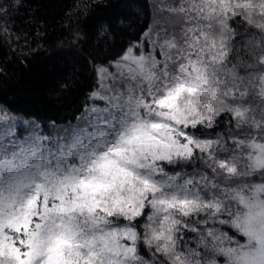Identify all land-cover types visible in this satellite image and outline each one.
<instances>
[{
	"label": "rangeland",
	"instance_id": "374dc122",
	"mask_svg": "<svg viewBox=\"0 0 264 264\" xmlns=\"http://www.w3.org/2000/svg\"><path fill=\"white\" fill-rule=\"evenodd\" d=\"M174 1H151L148 54L97 68V90L75 125L51 129L0 109V264H140L135 234L113 226L110 218L137 216L146 203L152 211L150 241L172 264H200L199 247L218 251L227 264H264V187L230 193L237 209L229 223L244 234L243 244L205 231L201 246L180 249V235L164 245V235L155 232L166 223L176 234V213L207 207L214 216L223 205L215 195L205 198L199 184L157 175L160 162L207 148L184 129L207 118L194 105L222 101L205 96L222 40L201 29H213L227 9L264 16L263 3L235 0L243 4L235 7L232 0H198L200 21L185 25L184 12L171 7ZM225 82L219 79L217 87ZM261 82L264 90V75ZM251 147L249 168L263 167L264 141Z\"/></svg>",
	"mask_w": 264,
	"mask_h": 264
},
{
	"label": "trees",
	"instance_id": "16d2710c",
	"mask_svg": "<svg viewBox=\"0 0 264 264\" xmlns=\"http://www.w3.org/2000/svg\"><path fill=\"white\" fill-rule=\"evenodd\" d=\"M151 1L0 0V109L43 127L75 125L97 90V68L108 69L130 56L149 53ZM244 1L256 7L264 4V0ZM198 5V0H175L171 7L184 12L186 25L189 19L200 21ZM225 11L229 14L213 22V29L211 24L201 29L206 36L219 33L222 40V57L211 64L212 87L205 90L206 97L215 94L222 101L199 102L205 108L194 105L205 109L207 118L184 129L190 139L206 143L207 148L195 147L185 158L158 164L159 177L178 176L194 187L199 184L205 198L215 195L223 202L214 216L207 207L201 213H176V234L166 223L156 226L155 232L164 235V245L180 235V249L201 246L205 231L243 244L244 234L229 223L237 209L231 194L264 187V166L251 169L248 158L251 145L264 141V16L248 14L243 7ZM224 77L225 85L217 87ZM238 108L243 114L236 113ZM151 212L146 203L137 216L124 219L115 215L110 222L135 234L136 263L172 264L168 254L150 241ZM198 249L200 264H209V260L227 264L224 256L215 255L218 251H212L213 255Z\"/></svg>",
	"mask_w": 264,
	"mask_h": 264
},
{
	"label": "bare ground",
	"instance_id": "6f19581e",
	"mask_svg": "<svg viewBox=\"0 0 264 264\" xmlns=\"http://www.w3.org/2000/svg\"><path fill=\"white\" fill-rule=\"evenodd\" d=\"M259 2V1H258ZM215 69V68H214ZM220 76V75H219ZM230 76V75H229ZM225 78V77H224ZM233 88V87H232ZM236 94V93H235ZM239 95H241V94H239ZM238 96V95H237ZM236 96V97H237ZM248 96V95H247ZM238 99V98H237ZM246 100V99H245ZM92 101V100H91ZM242 102H243V100H242ZM224 103V102H223ZM227 103V102H226ZM247 103V102H246ZM251 104V103H250ZM227 105V104H226ZM225 105V106H226ZM252 105V104H251ZM223 106V105H222ZM228 106V105H227ZM242 106V105H241ZM90 107V106H89ZM229 107V106H228ZM232 107V106H231ZM221 108V107H220ZM229 109H231V108H229ZM207 112H209V111H207ZM231 112V111H230ZM214 113H216V112H214ZM237 115V114H236ZM237 117V116H236ZM256 118V117H255ZM31 123V122H30ZM29 124V123H28ZM59 126V125H58ZM37 128V127H36ZM52 129V128H51ZM46 130V129H45ZM69 130V129H68ZM255 131V130H254ZM257 132V131H256ZM254 133V132H253ZM263 137V136H262ZM264 138V137H263ZM233 140V139H232ZM246 150V149H245ZM241 151H243V150H241ZM237 157V156H236ZM244 160V159H243ZM251 165V164H250Z\"/></svg>",
	"mask_w": 264,
	"mask_h": 264
}]
</instances>
